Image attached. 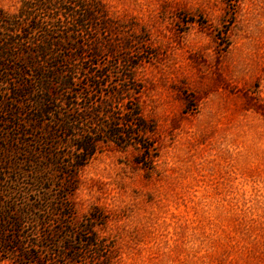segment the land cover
<instances>
[{"label":"rangeland","instance_id":"1","mask_svg":"<svg viewBox=\"0 0 264 264\" xmlns=\"http://www.w3.org/2000/svg\"><path fill=\"white\" fill-rule=\"evenodd\" d=\"M96 1L92 31L65 29L84 31L51 63L75 66L71 102L102 123L138 105L144 145L105 138L74 178L40 181L29 153L45 146L20 134L41 132L1 114L0 86V264H264V0ZM93 212L99 250L67 228Z\"/></svg>","mask_w":264,"mask_h":264},{"label":"trees","instance_id":"2","mask_svg":"<svg viewBox=\"0 0 264 264\" xmlns=\"http://www.w3.org/2000/svg\"><path fill=\"white\" fill-rule=\"evenodd\" d=\"M47 5H51V8ZM98 19L99 2L96 0H24L17 13L8 14L0 11V62H5L0 65L5 70L6 78L2 80L0 77V86L4 87L1 93L8 97L6 111H1V114L18 120L16 123L18 130L33 128L41 132L39 135L28 132L20 134L37 138L39 145L45 146V151L37 149L29 153L36 159L30 162L40 181L48 179L45 175L48 168L57 166L62 169H74V173L73 170L71 173L63 170L64 175L74 178L75 173L81 170L106 143L105 138L111 137L114 143H120L122 137L126 144L136 142L144 145L141 139L147 132L148 123L138 105L134 104V108H131L127 115L109 117L110 125L105 121L102 123L100 118L104 114L102 111L82 109L78 103L71 102L69 96L78 86V78L74 75L75 66L70 70L63 62H58L56 66L51 63L52 58L58 55L57 52L60 50L56 43H66L69 38L79 36L85 29V32H88V29L92 31L90 23ZM34 21L38 24L31 27ZM70 26L84 30L72 33L68 31V35L65 36V29H69ZM57 30L59 35L65 37L52 36L53 33H58ZM28 31L30 38L26 39L24 35ZM37 33L43 37L34 42L31 37ZM79 49H84V44L79 45ZM91 49L94 50V55H97L95 48ZM57 123L58 128L52 127ZM104 126L108 130L107 133L103 130ZM120 128L124 130H118ZM24 145L28 146V143ZM150 151L151 148L145 146L144 153L148 155ZM72 192L73 190L68 192L66 197H70ZM44 201L47 205L50 203L47 202L50 199ZM59 201L62 206L68 203L67 198ZM58 205L56 204V207ZM37 209L42 211L40 208ZM56 211L57 209L54 210ZM66 216L67 214L61 218ZM20 220L18 217V221ZM97 221L94 212L90 218L83 221V224H76V227L69 221L67 228L70 229V236L81 235V245L99 250L98 236L94 233ZM0 231L3 232L1 229ZM55 233L53 232V235ZM86 236L88 239H85ZM66 250L72 251L73 247L69 246ZM80 255V250L74 251L70 259L76 260ZM34 262L41 264L39 260Z\"/></svg>","mask_w":264,"mask_h":264}]
</instances>
